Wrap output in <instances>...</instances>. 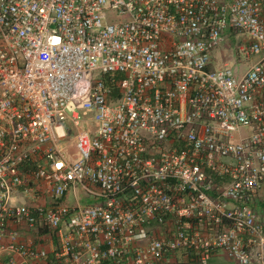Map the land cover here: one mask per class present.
<instances>
[{"label": "built area", "instance_id": "1", "mask_svg": "<svg viewBox=\"0 0 264 264\" xmlns=\"http://www.w3.org/2000/svg\"><path fill=\"white\" fill-rule=\"evenodd\" d=\"M0 36V264H264V0H0Z\"/></svg>", "mask_w": 264, "mask_h": 264}, {"label": "crops", "instance_id": "2", "mask_svg": "<svg viewBox=\"0 0 264 264\" xmlns=\"http://www.w3.org/2000/svg\"><path fill=\"white\" fill-rule=\"evenodd\" d=\"M235 42H237V41L236 40L234 41L233 35L230 34L226 38L224 44L217 51H215L216 53H213V57H214V61H215V67H219L222 64H224V62H223L224 60L228 61L229 63H232V54H233V52H231L230 47L232 46L233 47L232 50L235 51V48H236V43ZM219 62H220V64H219ZM217 63L219 65H216ZM235 65H236V63H234L233 66H235ZM237 65L239 66L238 63H237ZM237 65H236V68H237ZM243 70H244V67H243ZM65 132L70 135V134H72L73 131H72V128L69 126V128ZM262 204L263 203H260L258 205V207L259 208L264 207V206H262Z\"/></svg>", "mask_w": 264, "mask_h": 264}, {"label": "rangeland", "instance_id": "3", "mask_svg": "<svg viewBox=\"0 0 264 264\" xmlns=\"http://www.w3.org/2000/svg\"><path fill=\"white\" fill-rule=\"evenodd\" d=\"M239 39H243L242 37H240ZM2 42V37L0 36V43ZM230 49H231V52H234L232 49H233V47L231 46L230 47ZM219 64H220V62H219ZM218 63L216 64V65H219ZM213 66H215V63H214V65ZM246 67V66H245ZM86 125V127L90 130V131H92L93 129H94V127H95V125L93 124V123H91V122H88V123H86L85 124ZM56 131H57V133H58V136L60 137V138H63L64 137V135H65V131H64V129H63V127L61 126V125H58V126H56ZM89 202V200L88 199H86V198H83V197H81L80 198V200H79V203L81 204V205H83V204H87ZM264 211V210H263ZM263 211H260V212H263Z\"/></svg>", "mask_w": 264, "mask_h": 264}, {"label": "trees", "instance_id": "4", "mask_svg": "<svg viewBox=\"0 0 264 264\" xmlns=\"http://www.w3.org/2000/svg\"><path fill=\"white\" fill-rule=\"evenodd\" d=\"M262 206H264V204H262ZM264 207H261V209H263Z\"/></svg>", "mask_w": 264, "mask_h": 264}, {"label": "clouds", "instance_id": "5", "mask_svg": "<svg viewBox=\"0 0 264 264\" xmlns=\"http://www.w3.org/2000/svg\"><path fill=\"white\" fill-rule=\"evenodd\" d=\"M262 210V209H261Z\"/></svg>", "mask_w": 264, "mask_h": 264}]
</instances>
